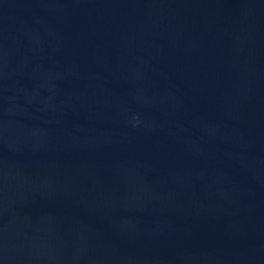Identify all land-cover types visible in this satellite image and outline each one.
Wrapping results in <instances>:
<instances>
[{"label":"water","instance_id":"95a60500","mask_svg":"<svg viewBox=\"0 0 264 264\" xmlns=\"http://www.w3.org/2000/svg\"><path fill=\"white\" fill-rule=\"evenodd\" d=\"M0 264H264V0H0Z\"/></svg>","mask_w":264,"mask_h":264}]
</instances>
